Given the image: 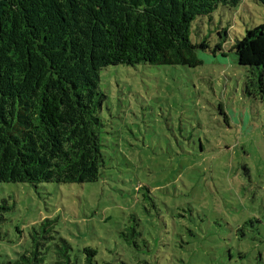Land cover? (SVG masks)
Masks as SVG:
<instances>
[{"label": "rangeland", "instance_id": "1", "mask_svg": "<svg viewBox=\"0 0 264 264\" xmlns=\"http://www.w3.org/2000/svg\"><path fill=\"white\" fill-rule=\"evenodd\" d=\"M263 23L264 6L242 0L194 23L193 42L209 47L198 51L201 66L104 69L99 182L0 185V261L21 250L19 230L28 237L57 218L80 256L91 245L118 264H264V105L244 95L249 71L230 52ZM224 30L223 52H214ZM195 139L203 152L178 154ZM132 214L140 219L138 248L122 236Z\"/></svg>", "mask_w": 264, "mask_h": 264}, {"label": "trees", "instance_id": "2", "mask_svg": "<svg viewBox=\"0 0 264 264\" xmlns=\"http://www.w3.org/2000/svg\"><path fill=\"white\" fill-rule=\"evenodd\" d=\"M253 1L264 6V0ZM241 2L0 0V185L99 182L106 162L101 72L118 65L201 66L198 51L209 47L193 42L194 23L211 22L220 8L234 10ZM227 35L218 32L223 41L214 52H223ZM230 52L249 71L244 95L264 105V23ZM220 114L228 123L223 107ZM192 146L178 154L203 152L201 140ZM137 192L146 199L152 194L144 186ZM5 221L0 214V223ZM56 223L35 225L28 237L19 230L21 250L0 264H118L113 255L104 258L99 246L84 245L77 255ZM139 228L132 214L122 229L127 247L138 248Z\"/></svg>", "mask_w": 264, "mask_h": 264}]
</instances>
